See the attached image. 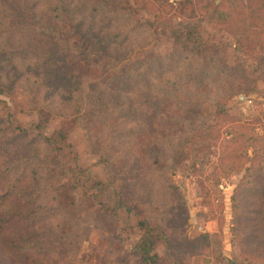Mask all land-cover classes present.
I'll return each instance as SVG.
<instances>
[{
  "label": "trees",
  "instance_id": "16d2710c",
  "mask_svg": "<svg viewBox=\"0 0 264 264\" xmlns=\"http://www.w3.org/2000/svg\"><path fill=\"white\" fill-rule=\"evenodd\" d=\"M198 3L176 0L166 3L167 10L145 2L135 6L130 0H0V177L6 187L0 196L17 199L16 185L23 183L29 191H37L35 202L39 196L52 195L45 199H49L45 204L48 209L43 207L39 217H32L29 223L34 233L40 232L37 241L43 238L45 243L43 249L29 243L34 255L30 252L26 259H32V264H46L47 253L58 245L63 247L56 242L63 233L53 232L58 222L50 223L61 217L66 226L70 212L80 218L79 199L87 204L85 215L119 221L120 215L133 214L132 231L138 238L126 246L121 235L116 237L128 258L140 264H165L158 253V247L163 246L172 264H182L172 249L177 238L186 241L185 220L180 224L169 220L182 204L165 200L175 187L162 169L167 183L166 188L163 185L164 197L159 196L162 199L152 190L140 188L142 178L151 173L141 164L145 159L159 164L158 154L152 156V151L159 150L160 144H171V140H175L173 153L181 158L186 147L204 141L211 131L208 118H203L205 113L230 118L223 101L252 93L264 75V42L254 37L264 33V0H213L212 13L219 22L208 36L200 32L201 21L189 16L175 22L169 14L174 10L183 17L190 8L194 16L197 7L206 9ZM244 9L250 11L252 22L240 20ZM144 10L145 16L157 11L153 23L135 19L136 13ZM148 33L152 45L144 42ZM225 33L234 38L231 51ZM162 42L171 47L165 53L157 52ZM250 44L261 51L260 56H254L255 48ZM164 66L173 71L165 77L167 84L160 85ZM153 68L155 73L150 72ZM149 73L160 80L151 82ZM171 79L186 82L178 86V81L168 82ZM15 110L36 114V121L31 126L19 123ZM131 114L137 117L131 123L134 130L129 129ZM253 114H240L232 120L264 122V113L255 118ZM53 116L61 117L62 123L47 134L45 127ZM139 128L142 131L136 134ZM73 129L83 131L89 151L99 157L96 164L106 171L105 178L83 164L86 151L71 141ZM131 137L144 142V150L136 145L139 154H133ZM33 142L45 147L43 154ZM252 143L254 153H258L255 158L264 160V132L253 136ZM16 154L17 159L13 158ZM254 162L245 171L251 173L247 174L251 186L246 188L251 195L237 202V189L245 190L237 185L231 197V224L244 225L248 244L258 239L264 244V164L254 173ZM28 175L37 176V180L47 178L48 184L36 187L32 181L25 182L30 180ZM132 185L138 190L134 203L128 201ZM133 209L138 210L134 213ZM165 214H169L168 219ZM9 218L12 220L6 219L4 226L18 221ZM39 218L41 224L36 226L33 221ZM47 218L49 224H44L42 220ZM91 223L102 237L110 235L109 229L94 219ZM212 235L206 232L199 237L209 243ZM39 245L43 247L41 242ZM219 255L227 264H240L242 259L226 257L223 252Z\"/></svg>",
  "mask_w": 264,
  "mask_h": 264
},
{
  "label": "rangeland",
  "instance_id": "374dc122",
  "mask_svg": "<svg viewBox=\"0 0 264 264\" xmlns=\"http://www.w3.org/2000/svg\"><path fill=\"white\" fill-rule=\"evenodd\" d=\"M175 1L176 0H130L131 4L135 6H139L145 2L152 3L155 8L161 6L167 7L166 3L174 4ZM212 1L213 0H193L194 4L199 2L197 5H206V9L202 11L197 7V12L195 11L194 16L191 15L190 8L185 10L183 17L179 13H175L174 10H171L169 14L173 17L175 22L189 16L196 19V21H201L200 32L202 35L208 36L213 34V27L219 22L216 15L212 13ZM218 1L219 0H216V2ZM144 12H146V10L136 13L134 16L135 19L153 23L154 18L157 16V11L147 16L144 15ZM249 14L250 11L244 9L240 20L243 21L247 19V22H252L251 17L249 18ZM147 27L149 28L148 25ZM149 33L146 34L147 38L144 39V42L152 45V37ZM225 37L226 43L229 45V51H231L232 47L230 46L234 43V38L228 36L226 33ZM254 37L264 42V33L254 34ZM249 46L254 47L251 44ZM170 48L171 47L165 42H162L158 44L157 52L165 53ZM260 55L261 51L255 48L254 56ZM179 67L183 68V66ZM171 71L173 70L164 66L162 75L164 79L160 80L154 78L153 75L149 73L148 80L153 83L160 80V85L167 84L165 77L168 76ZM150 72L155 73V69ZM174 81H178V86L186 82L184 79L168 80V82ZM255 86V90L252 91V93H242L237 97L223 101L224 107L229 111L228 114H230V118L222 119V117L210 116L209 114H212L211 112L205 113L203 118H208L211 131L205 134L203 137L204 141L186 147L181 154V158H178L180 157L179 154L175 155L173 153L171 144H174L175 140H171V144L165 146L160 144L157 147L160 151H152V156L158 154L159 164H152V159L151 162H147L145 159L144 163L141 164V166L146 169L145 171H150L151 173L147 175L148 177L142 178V185L140 188L152 190L154 195L162 199L165 193L163 185L165 188L167 185L162 179L163 175L160 171L162 169L163 173H167L168 183L171 182L175 187V189H173L175 191L171 190L170 194H166L167 197L165 200L180 201L182 204L183 208L173 213V216H170V213L165 214L167 219L169 215V220L171 222L180 224L181 221L185 220L184 232L186 241L184 242L177 238L176 241L174 240L173 242L176 247L172 249V252H174L182 264H227L219 255L220 252H223V254L229 258L233 256L242 258L240 259V264H264V244L262 240L259 242L258 239V241L255 240L252 244H248L244 241V236L247 234V230L243 227L244 225L238 224L237 226L235 224L232 226L231 224L234 216L231 197L235 189H237V185L245 189L244 191L237 189V202L239 199L243 200L251 195V192H246V188L251 186L250 177H248L251 173H246V168L253 160L255 161L253 170L254 173H256L257 166L261 165V163L264 164V160L255 158V156H258V153H254L255 143H252L253 136H261L263 134L264 122L256 123L253 121L254 123H238L232 120L238 118L240 114L248 116L254 112L252 117L255 118L259 117V114L264 113V75ZM256 103L259 104L257 105ZM241 107H243V110ZM13 115L19 123L25 126H31L37 118L36 114H21L16 112ZM136 118V115L131 114L130 119H128L131 125L129 126L130 130H134L135 127H133L131 123H134ZM61 123V117L53 116L45 127V133H51ZM141 131L142 130L139 128L138 132L136 130L134 133L137 132L136 134H138ZM70 139L76 147L86 151L83 164L90 165L91 170L96 176L105 178L106 171L101 165L96 164L99 157L94 156L89 151L83 131L73 129L70 131ZM131 139L132 143H130V145L133 146V154H139L140 147L138 146H141V149L144 150V142H136L132 137ZM151 144L153 146V143H150V145ZM252 144L253 146L250 147ZM33 145L35 148H41L40 152L42 154L44 153L45 150L43 149H45V147L42 144L36 145V142H33ZM141 155L143 156V152ZM16 157L18 158L19 156H17V154L13 156V158L17 159ZM8 158L10 157L8 156ZM161 175L162 177L160 179ZM28 176L30 180L26 179L25 182L32 181L33 184H37L36 187H45L46 184H48L47 178L40 177V180H37V176ZM144 179L145 181H143ZM5 188L0 177V194L4 193L3 191ZM131 188L132 195L130 197L128 196V201H133L134 203V200H136L138 196V190L135 189L136 187L134 185H132ZM36 192V190L29 191L26 184L23 183L20 184V186H18V184L16 185L14 193L17 199H13L12 197L3 199V197L0 196V217L1 219L3 218L0 223V264H32V259H26L31 256L30 252L34 255V251L30 250L29 243H37L36 245L39 249L45 248V243L42 240L43 238L37 241V236L40 232L35 231L34 233V228H32L29 223L32 217H39L37 214L43 210V207L48 209V206L45 204L52 195L46 194L41 196L42 198L39 196L35 202L33 196H36ZM48 197L49 199L45 200ZM79 201L81 205L79 207V211L81 212L78 213L81 214L80 218H76L74 213L70 212V214H72L71 219L68 220L66 226L63 224L65 218L61 220V217L60 220L59 217H57L50 223L54 224V222H58V225L53 226L55 229L53 232L56 234L57 232L63 233L62 237L56 240V242L62 243L63 247L60 248L58 245V248L56 247V249H52L51 252H48L46 264H140L138 261L128 258L123 254L124 245L116 239L117 236L121 235V238L125 240L126 246H130L132 242H135L138 238L132 231L135 223L133 214L128 213L120 215L119 221L103 220L95 214L91 215V213H89L85 215L84 212L88 210V208L85 207L87 204L82 199H79ZM37 205H40V209L37 208ZM53 206L54 202L50 204V207ZM137 210L138 209H133V212H137ZM235 211L236 210H234V212ZM155 212V215L161 218V214L156 210ZM241 213H243V209L240 214ZM240 214L238 219L240 218ZM9 216L15 217L18 221H13L10 225L4 226L6 224V219L12 220ZM91 219H94L97 224L108 228L111 232L110 235L106 238L102 237L98 233L97 228L94 227V224L91 223ZM33 222L36 223V226L41 224L40 218L34 219ZM42 222H44V224H49L48 218L45 221L42 220ZM17 230H19L18 234L16 233ZM167 232L173 233L176 231ZM206 232L211 235L213 234L209 243L201 241L202 238L199 237L202 233ZM40 242L43 244V247H40ZM256 243L259 245H256ZM48 246H50V242ZM259 246L262 249H259ZM36 248L34 247V250ZM258 249L259 251H257ZM242 251L244 252L243 256ZM158 253L163 263L172 264L163 246L158 247Z\"/></svg>",
  "mask_w": 264,
  "mask_h": 264
}]
</instances>
